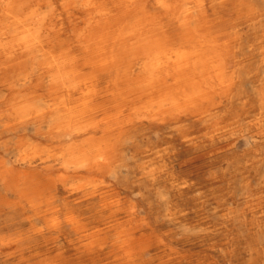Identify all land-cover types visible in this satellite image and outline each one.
Instances as JSON below:
<instances>
[{"label": "bare ground", "instance_id": "bare-ground-1", "mask_svg": "<svg viewBox=\"0 0 264 264\" xmlns=\"http://www.w3.org/2000/svg\"><path fill=\"white\" fill-rule=\"evenodd\" d=\"M52 1L0 0V78L12 94L1 103L7 117L19 119L12 127L47 126L15 142L26 170L0 163V190L15 195L14 202L1 195L0 201L20 208L28 225L51 223L53 235L69 227L89 240V254L104 253L105 264H145L151 244L138 237L131 212L106 180L126 172L142 185L173 188L167 186L170 138L152 143L147 127L169 129L185 144L191 139L184 122L195 118L212 143L236 140L238 133L248 150L264 145V0H68L59 11ZM43 88L59 96L46 100ZM35 138L50 146L33 145ZM59 190L68 193L61 205ZM240 215L229 209L221 222ZM166 218L171 222L172 214ZM257 218L248 230L259 239L247 246L244 264H264V214Z\"/></svg>", "mask_w": 264, "mask_h": 264}, {"label": "rangeland", "instance_id": "rangeland-1", "mask_svg": "<svg viewBox=\"0 0 264 264\" xmlns=\"http://www.w3.org/2000/svg\"><path fill=\"white\" fill-rule=\"evenodd\" d=\"M55 1L57 2L56 6L58 7V11H59V9L61 8L60 3L68 1V0H61V1L53 0L52 2H55ZM62 18H64V16ZM3 82H4L3 79L0 78V107H1L0 108V124H1L0 125V143H1L0 144V163L5 165L7 168L9 167L15 173H17L19 171L26 170V168L21 163L22 162L21 158H19V154L17 152V149L15 148V142L18 140V138L26 139V138H29L35 135L38 132H46L47 126L43 125L42 128H38L37 124L35 125L31 124V126L30 125L24 126L25 128L21 126H17L16 128L12 127L14 124L15 125L18 124L19 119L15 120L14 118L7 117V112H6L7 108L4 104L1 103L3 97L7 94L6 92H4ZM26 85L28 87V84ZM46 88H43V90L40 91V94L46 100H49L53 97L56 98L59 96L56 93H51V92L46 91ZM28 92H30V90L27 89L26 93ZM47 96H50V97H47ZM11 97H12L11 93L7 94V99H11ZM194 121H196L195 118L184 122V125L186 126L187 130L190 133L189 138L191 139L190 141L191 143L188 142L189 144L181 143L179 139L177 138V136L174 133L170 132L169 129L155 128V127L146 128L147 132L150 135L149 137H151L152 139V140L150 139L152 143H155L156 139L160 137L170 138L169 145L171 146V149L172 148L173 149L170 150V157L168 159L169 161L167 160L166 162L168 165V175H169L167 186L172 185L173 188L166 187L167 189H162V188L159 189V186L149 187L150 185H147V184L142 185L138 182H134V179L130 175V173L127 174L126 172H123L122 174H120V176L119 175L116 176V178L109 177L111 179L108 178L106 180V185L111 187L118 194V197L120 201L122 202V205L124 206V208L127 211H130L131 214L133 215V216L131 215L133 219L132 225L135 228H137L138 237H142L143 235L142 238L146 239L151 244L150 251L143 256V261L145 262V264H146V261H147V264H244L245 259H247V255H246L247 246L251 242L257 241L259 239L252 232H249L248 230L249 225L257 217L264 214L263 212L264 211V200L259 203L256 202L255 200L257 197L264 196V169H263L264 161H262L264 159V152H262L264 151V145L262 146L257 145L258 147L255 146L252 150H248L245 143L239 138L238 133L236 134V140L234 139L229 142H213L212 143L205 138L206 130H204L202 125L199 122L195 123ZM3 122H5V124ZM253 128L254 127H248V128H245V130L248 129L249 131L253 133H259V131H257L258 130L257 128H254V129ZM175 137H176V141H174ZM32 142H33L32 143L33 145L37 147L39 146V148L40 147L44 148V146L45 147L50 146V144L43 138H35L33 139ZM190 145H192L193 147ZM25 146L27 147L28 144H26ZM54 146L55 145L53 144L52 147ZM26 147H23V150L26 149ZM259 163L261 165H259ZM33 172L34 173L37 172L41 175H44L46 177H52V178H56L59 175L57 171L53 170L51 172H46V171H42L40 168L33 169ZM122 175L123 177H121ZM173 175L175 176V178ZM207 177L209 180H207ZM119 181L122 182L123 186H121L122 184ZM241 182H242V185H241ZM118 185L122 188L120 189ZM124 186L125 188H123ZM248 188H249V191H248ZM251 188L252 190H250ZM148 192L151 195H149ZM160 194H163L165 197H167L166 204H162L160 202V198H159ZM167 194H169L170 196ZM226 194H229V195H226ZM0 195L2 196V198H5V200H9V202L15 201L14 191L12 190L11 191L0 190ZM66 195L68 196V193L63 192L62 190L58 191L57 197L59 200L58 203L60 205L67 198ZM78 197L68 199V201H75V200L79 201L81 196H78ZM236 200H238L239 202H237ZM213 201L215 202L216 205L214 204ZM230 203L231 204L233 203V204L231 205ZM81 207H82L81 209L82 210L84 209L85 211L88 205H83ZM166 208L168 211L166 210ZM229 209L240 213L242 216L240 215V217H238L239 220L237 218L236 220H231L230 223L228 222L224 224L222 223L223 221L221 222L222 220L221 216ZM213 210H214V213H213ZM220 210H221V213H219ZM0 211H2L0 212V264H50L54 260L59 261V264H105L106 263L104 253L100 255H97L96 253H95L96 255L89 254L85 246L89 243V240L82 241V239H80V237L76 235L69 227H62L60 229L59 234L57 233L53 235L51 231V226H52L51 223H43L42 221H37L36 223L34 222L28 225L29 222H27L26 220L28 215L23 213L20 208L12 207L0 201ZM252 211L256 212L255 214L256 217L255 215H252ZM166 212H168L170 216L172 214L171 222L167 221L168 219L166 218ZM83 215L85 217H89L90 213L86 211L83 213ZM256 220L258 222H263V219L257 218ZM21 222L23 223L21 224ZM192 227L194 228V230ZM38 228L40 229L38 230ZM34 230L36 232H40V233L42 232V233L41 234L36 233ZM202 231L204 233H202ZM168 233L171 235H169ZM208 234L210 237L208 236ZM34 235H37V236H34ZM205 237L206 239H204ZM153 238L154 240H152ZM35 246H37L38 248ZM29 250H32L30 251L32 252L31 254ZM163 250L165 253L163 252ZM157 254L158 256H156ZM78 257H79V260H78ZM155 257L156 259H158L157 261ZM151 258H153V260ZM241 258L242 260H239Z\"/></svg>", "mask_w": 264, "mask_h": 264}]
</instances>
